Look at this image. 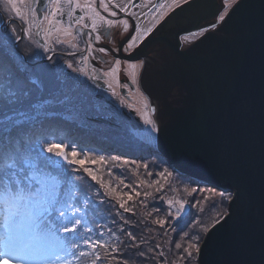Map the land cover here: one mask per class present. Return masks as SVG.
Listing matches in <instances>:
<instances>
[{"label":"snow or ice","instance_id":"snow-or-ice-1","mask_svg":"<svg viewBox=\"0 0 264 264\" xmlns=\"http://www.w3.org/2000/svg\"><path fill=\"white\" fill-rule=\"evenodd\" d=\"M18 0H3L6 13H10V23L22 21L20 35L16 27L5 25L10 30V41L19 42L27 38L37 49L44 53L56 54L59 46L63 54L72 57V60L64 61L68 69L74 73L83 75L89 80H99L101 77H111L118 81L119 73L123 70L129 73L131 83L137 85L138 69L143 68L144 61H133L113 59L108 65V71L97 68L94 61L99 54L111 55L110 45L115 43L112 37L113 32L119 30L122 37H126L122 44L123 51L131 53L143 43L156 25L169 14V10L179 8L182 5H189L192 0H20L21 4L26 3V12L17 6ZM123 3V6H122ZM245 0H223L222 11L217 14V22L200 28L197 32L189 33L190 36L198 37L217 29L226 19H230L236 10L242 8ZM150 5V6H149ZM147 7V12L139 13L138 10ZM258 21L250 27L251 33H258L261 42V83L259 91L260 110V160H259V201L253 192L251 183L255 178L257 169L254 163L250 164L251 174H246L235 158L234 150L230 147V140L226 132H221L220 142L224 147V157L231 169L228 176V183L217 182L215 186L200 187L196 181L195 186L184 185V192L193 198L195 206L201 205V200L196 196L202 195L205 203L211 201V208L217 207L219 203H227L232 212L227 209L217 212L208 223L195 221L199 227V234H191L184 231L180 237L181 242L174 244L179 250L176 261H170L165 255L161 244L155 243L149 247L150 239L144 234H134L133 230L137 225L134 219L143 206L145 218L156 217L146 220V230L151 233L153 230L147 227V223L158 225L161 229L168 224L169 218L179 222L186 213V209L193 205L186 199L167 198L166 213L159 216L160 209L153 208L147 211L148 205L145 199H164V196L157 194L166 193L172 189L171 179H176L177 172L168 167L159 172L149 171V163L137 165L145 170L147 177L156 178L149 182L147 179L138 180L133 184L126 183L125 178H117L115 186L112 180H105L103 176L97 175L91 165L115 164L122 159L121 156L97 155L95 151L86 152L83 146L77 147L76 142L65 143L64 137L57 138L43 131L41 128H25L24 124L35 119L25 113L24 120L16 119L14 113L7 109L11 105L22 103L31 92V85L42 88V82L34 79L29 74L26 59H20V67L7 68L4 75V84L0 90V260H10L15 264H136L137 261L151 260L153 264H200L207 246L206 237L218 225L232 219L233 212L247 209L255 210L260 217L261 241L259 250L250 264H264V0L259 5ZM158 13V15H157ZM122 14H126L123 15ZM154 17L151 27L141 28L140 15ZM34 30V31H33ZM38 36L39 39H33ZM107 43L98 46V42ZM83 45V47H81ZM64 46H67L65 49ZM9 55L18 59L21 52H13L11 47L7 48ZM121 51V46L114 49ZM40 55V53H36ZM49 62L41 68V72L54 70L56 62L52 55H48ZM74 62L80 67H74ZM2 66V61H0ZM130 70V72H129ZM99 73V75H97ZM251 79V77H250ZM128 88V84H123ZM108 88L116 95L111 84ZM232 94L234 103L228 109L230 118L232 111L254 116L257 107V98L253 89L249 86L247 91L240 87L233 86ZM143 95V93H141ZM69 98L65 96L64 100ZM146 109L141 115L143 123L150 126L155 133L161 131L160 124L155 118L156 107L148 103L144 97ZM64 101H61L63 103ZM41 108L44 105H40ZM54 116V113H48ZM89 166H86L85 162ZM129 164L128 160L119 167ZM78 172H85L93 181L104 189L101 193L98 189L97 196L110 197L116 216L122 222L117 235L111 228L103 227L109 233L107 239H103L105 232L99 231L96 238L91 234L93 228L89 227V219L84 212L85 205L90 201L85 196L81 201L80 186L76 181L82 177L76 175ZM108 176L113 173L109 169ZM161 180L164 183H161ZM129 189L128 192H120L121 187ZM140 185L151 188L153 191H137ZM135 197H143L139 200ZM130 202L134 206H130ZM103 203V201H101ZM201 212L203 207H199ZM125 213H131L132 218H125ZM112 223L115 225L116 220ZM127 226V227H126ZM175 231V228H172ZM166 236L167 233H161ZM171 245V241L168 242ZM171 251V247L169 248ZM158 258V259H157Z\"/></svg>","mask_w":264,"mask_h":264},{"label":"water","instance_id":"water-1","mask_svg":"<svg viewBox=\"0 0 264 264\" xmlns=\"http://www.w3.org/2000/svg\"><path fill=\"white\" fill-rule=\"evenodd\" d=\"M260 3L261 0H245L230 19L186 48L181 35L215 17L220 5L217 0H192L191 4L176 8L169 19L183 24L178 26L177 33L173 37H151L145 43L144 48L154 44L157 53L148 57L150 70L143 82L161 127L156 133V149L167 163L206 185L227 184L231 169L220 142L221 132H226L243 171L251 174L252 163L257 169L251 183L257 202L261 42L250 27L258 21ZM128 58L138 59L139 53ZM233 86L242 91L249 86L253 89L257 98L254 116L232 111L228 117V109L234 103ZM91 119L115 124L102 116ZM228 211L232 209L229 207ZM206 240L200 264H250L261 241L259 214L255 210H237L232 219L213 229Z\"/></svg>","mask_w":264,"mask_h":264},{"label":"trees","instance_id":"trees-1","mask_svg":"<svg viewBox=\"0 0 264 264\" xmlns=\"http://www.w3.org/2000/svg\"><path fill=\"white\" fill-rule=\"evenodd\" d=\"M2 47L3 45H0V49ZM0 56H1L0 61H2V66H0V87L3 88L4 75L6 69L9 67L15 69L20 67L21 65H20V58L18 60L12 58H5L4 54ZM27 67L29 69L28 64ZM29 70H30L29 74L34 79L41 80L42 85L45 86L46 88L45 89H43V87L37 88V86L31 85L32 90L29 96L25 100L26 101L30 100L33 103L35 102L36 105L34 106H40L41 104H46L47 106L39 110V112L36 113L37 115L35 116L30 115L29 117H34L35 119L25 123L24 127L25 128L42 127L43 131H45L46 133L50 134L53 137L66 138L65 143H68L69 141L76 142L77 147L83 146V149L86 152L95 151L97 155L103 154L105 156H121L122 159L120 161H116L114 165L109 164L108 166H104L97 164L91 166L96 171L97 175L103 176L106 181L112 180L114 182L113 186H115V183L117 182V178L120 176H123L125 178L126 183L133 184V186H135L138 180L147 179L149 182H151L153 179L156 178L155 176L147 177L145 174V170L142 167L137 172L136 166L132 165L131 163L132 161H135L137 165H141L142 163H149L150 165L149 171H152L153 173L159 172L163 168L168 167L171 170L177 172L176 179H171V180L185 181L187 183H190V186L193 185L192 181L194 180L199 184L200 187L204 185V182L192 178L188 175H185L177 171L172 165L168 164L166 158L156 149L155 143H148V144L144 143L137 145L120 143L115 138L113 140V137H109L99 133L102 130L96 125L102 126V124L100 123L98 124L94 121L93 122L88 121V123H83L82 120L83 116L81 117L80 120L78 119L79 121L77 119L71 118V114H76L77 117L80 116L81 110L72 108L71 102H68V104L70 105L66 106V111H63L62 109L65 108V105H63V103H55L51 101L52 100L51 97L55 98V96H53L51 93H56V91H52L53 89H51L53 86L52 84L54 83V81H56L58 86L64 87L65 78L64 77L62 78V76L59 74H50L47 72L42 73L40 70H38L36 67L33 66L32 69ZM10 107L7 110L11 113H14ZM67 107L69 108L67 109ZM68 112L69 114L65 115ZM45 113H54V116ZM81 135H83V137H81ZM140 141H142V139ZM125 159L129 161V164L126 165L125 167H119V165L124 163ZM85 164L86 166H89L87 161L85 162ZM132 167L135 170H133ZM109 169H111L113 173L112 176L107 175ZM76 175H80L82 177L80 181L74 182L79 184L80 186L79 189L80 200L83 201L84 197L86 196L90 201L85 205L84 212L87 214V217L89 219L88 226L93 228V232L91 234L86 233L85 235H91L93 238H96L99 231H104L105 235L103 239H107L109 233L103 227L104 225H106L107 228H111L112 231L116 232L117 235H121L117 231V228L122 222L119 220V217L116 216L115 209L113 207V205H115L116 202L112 200L111 203H109V201L111 200L110 197H106L104 195H100V196L95 195L98 189L100 190L101 193L104 192V189L100 188V186L96 183V181H93L91 177L87 175V173L78 172L76 173ZM118 191L128 192L129 189L124 188L121 185ZM137 191L143 193L144 191L151 192L153 191V189L146 188L144 185H140L137 188ZM164 194L165 193H161L157 195L164 196ZM132 195L136 200L143 198L142 196L135 197V193H132ZM151 200H152L151 197L145 199V204L148 205V208L146 209L147 211H151L153 208H158L160 209L159 216L161 214L166 213V209L168 206L165 201H162L161 199H153L158 201L155 202L154 204H151ZM101 201H103V203H101ZM188 201L193 206L188 208V211L181 219L182 221H186L187 223L185 228L188 227L189 224L192 226L193 222L199 216V214H197L199 207L195 206L194 200L193 201L188 200ZM224 204L226 209L228 210L229 205L226 202ZM130 206H134V205H132L130 202ZM144 211L145 209L143 208V206H139L137 215L135 218H133L137 226L135 228H129L128 230H133L134 234L137 233L144 234L147 238H149L150 239V243L148 245L149 247L154 246L155 243L161 244L163 250L165 251V255L169 258V260L176 261V257H177L176 251L172 248L171 251H169L170 247L166 245L167 237L161 235V233L169 232V229H167L166 226L163 229H161L158 225L147 223V227L153 230L151 233H148L145 227L146 220L154 219L157 214L153 213L152 217L145 218L143 215ZM125 218L126 219L132 218V214L125 213ZM113 219L116 220L115 225L112 223ZM177 234H180L181 237L183 232L177 231ZM121 239H124L122 235H121ZM136 264H153V262L151 260L137 261Z\"/></svg>","mask_w":264,"mask_h":264},{"label":"flooded vegetation","instance_id":"flooded-vegetation-1","mask_svg":"<svg viewBox=\"0 0 264 264\" xmlns=\"http://www.w3.org/2000/svg\"><path fill=\"white\" fill-rule=\"evenodd\" d=\"M217 1L220 5V8H219V12H220V11H222L223 0H217ZM137 2H139V0H137ZM153 2L155 3L156 0H153ZM170 2H171V0H169V3ZM17 6L21 7L26 12V9H27L26 3L21 4L20 0H18ZM122 6H123V3H122ZM3 9H4V3H3V0H0V37H1V43H2V41L4 43L6 42L5 43L6 46L11 47L14 53L15 52H21L22 55H21L20 59H24L25 57H27V64L29 66V69H32V66H33V67H36L38 70L41 71V68L43 66L49 64V62L46 60V57L48 55H52L53 60L56 62V67L54 70L48 71V73L65 75V77H64L65 79L70 78V79L76 81L80 85L81 84L88 85L89 89L94 92L96 98L100 99L101 102L105 103L104 106L107 108V111L109 112L108 114L104 113L101 116L111 119L112 121L115 122L116 125H118V123H120V121H119L120 120V114L116 112L114 107L108 106L110 104L116 105V104H113L111 97H116L120 100H126L129 103H132L134 100V105L138 102V99H139V101L142 102V105H144L145 104L144 97L146 96L148 98L147 102L151 104L149 97L147 96V94L144 91L143 82H144V80L148 79L146 73L150 70L149 64L147 62L148 57L157 53V50L154 49V44L144 48L147 40L151 37H158L161 35L173 37L177 33L178 26L181 27L183 25L181 22L176 24V21H170L169 16L171 15V13L176 8H174V10H169L168 16H166L159 24H157L155 29L153 30V32L149 36H147L144 39L143 43H141L139 45V47L137 49H135L134 51H132L131 53L124 52L123 48H122V44L125 42L126 37H122L119 30H116L113 32L112 37L108 38V39H114L115 40V43L110 45L111 55L99 54L97 56V58L94 61H92V63H94L97 68H102L104 72H107L108 71V65H110L112 63L114 58L125 60V61L131 59L134 62L138 61V60H143L144 61L143 68L138 69V73H139L138 81H139V83L137 85H133L131 83V77H130L129 73H126L123 70L119 73L118 81L116 79L111 78V77H108V78L101 77L99 80H89L87 77H85L83 75L74 73L71 69H68L66 64L64 63V61L72 60V57L63 54V51L59 46L57 47L56 54H53V53H44V52H42V50L37 49L35 47V45L33 43H31L27 38H25L19 42H16V43H12L10 41V36H11L10 30L6 29L5 25H9V28L12 26L16 27V29L18 30L20 35H23V32L21 31V26H22L23 22L22 21H16L14 24H11L10 19H9L11 14L4 12ZM138 12L139 13L147 12V7L139 9ZM123 15H126V14H122V16ZM157 15H158V13H157ZM153 22H154V17H152V16L146 17L142 14L140 15V26H141V28L151 27ZM216 22H217V15L211 19L203 21L197 29H193V31L182 34L180 39H181L183 48L188 47L191 43H193L195 40H197L200 37V36H198V37L190 36L189 33L197 32L200 28L207 27L208 25H210L212 23H216ZM33 39H39V37L34 36ZM106 43H107V40L105 42H98V46H104ZM117 46H121V51H119V52L114 51V49ZM7 47L1 48L2 51L6 52V53H4L5 56L10 57L12 59H17V57H15L13 55H9V53L7 51ZM81 47H83V45H81ZM64 48L66 49L67 46H64ZM36 53H40V55H37ZM136 53H139L138 59L128 58L129 56L135 55ZM156 57H157V55H156ZM156 66H159V64ZM74 67H80V65L78 63L74 62ZM150 67H151V65H150ZM129 72H130V70H129ZM66 75H68L69 77H67ZM97 75H99V73H97ZM108 84H111L113 86V88L115 89L116 95L112 94V91L108 88ZM123 84H128L129 87L123 88L122 87ZM141 93H143V95H141ZM140 102H138L139 108H141ZM139 108L130 107V109H128V110H126V109L123 110V114L126 117H128V119L135 118V120H139V117H140L139 111H138V110H140Z\"/></svg>","mask_w":264,"mask_h":264},{"label":"rangeland","instance_id":"rangeland-1","mask_svg":"<svg viewBox=\"0 0 264 264\" xmlns=\"http://www.w3.org/2000/svg\"><path fill=\"white\" fill-rule=\"evenodd\" d=\"M0 43H1V37H0ZM5 43L2 41L1 44H3V46L6 48L7 46ZM61 76H62V78L65 77V75H61ZM66 76L69 77L68 75H66ZM64 81H65L64 87L58 86L56 81H54V83L52 84L53 86L51 89H53L52 91H56V93H51L53 96H55V98L51 97V99H52L51 101H53L55 103H61V101H64L63 105H65V108L62 109L63 111H66V106L70 105V104H68V102H71L72 108L81 110L80 116L77 117L76 114H71V118L80 120L81 117L83 116L82 117L83 123H88V121L93 122V120L91 119L93 117L101 116L104 113L105 114L109 113L107 111V108L104 106L105 103L101 102L100 99L96 98L94 92L89 89L88 85H85V84L80 85L76 81H74L70 78L65 79ZM45 88L46 87L43 86V89H45ZM0 90H2V87H0ZM65 96H67L69 98L66 101L64 100ZM111 98H112L113 104H116L117 106L112 105V104H110L108 106L114 107L116 112L120 114V120H119L120 123H118V125H116V124L111 125V124H107V123L102 124V126L96 125L97 127H99L102 130V131L99 130V131H101L99 133L104 134V135L109 136V137H113V140L115 138L120 143H128V144H136V145L137 144H144V143H147V144L148 143H156V133L152 132L150 130V126H147L143 123V119H142L141 114L146 109L144 108V105H142V102H140L138 99V102L141 103V108H139L138 102L134 105V100L132 103H129L126 100H120L116 97H111ZM34 105H36L35 102L33 103L30 100H28V101L24 100L22 103H17V104L11 105L10 108L14 112L16 119L23 121L24 116L20 115L21 113H25V114H27V116H30V115L35 116V115H37L36 113L39 112V110H41L47 106L46 104H41V105H44V107L41 108L40 106H34ZM130 107H135V108L140 109V110H138L139 116H140L139 120H135V118L128 119V117H126L123 114V110H125V109L128 110V109H130ZM55 108H57V107H55ZM68 108L69 107H67V109ZM54 109H52V110H54ZM86 113H88V114H86ZM45 114H48V113H45ZM68 114H69V112L65 115H68ZM81 137H83V135H81ZM141 139L143 142L140 141ZM132 169H133V167H132ZM133 170H135V169H133ZM139 170H140V168H139ZM161 183H164V181H161ZM171 184H172V189L168 190L164 194V199H161L162 201H165L167 198H173V199H177V200L186 199V200H190V201L192 200L193 201V198L191 196H189L187 193H185L183 190L184 185L188 184L190 186V183H187L185 181L171 180ZM191 186H194V185H191ZM202 187H210V186L204 184V185H202ZM196 199L201 200V205L199 207L204 208L203 212H201L199 209L197 211V214H199L197 219H199L201 223L210 222V219L213 216H215V214L217 212H220V211H223L226 209L225 204L224 203L221 204V203H219V201H217V207L216 208H211L210 207L211 201H208L207 203H205L202 199V195L196 196ZM157 201L158 200L152 199L151 204H154ZM187 211H188V208L186 209V212ZM164 215L165 214H161L160 217H163ZM195 221L193 222L192 226L189 224V226L186 228H185V226L187 225V223H186V221H182V220H180L177 223V222L169 219L168 224L165 225L167 227V229H169V232H166L167 233V235H166L167 244L166 245L171 247L172 249H174L176 251L177 255L179 253V250L175 249L174 244L176 242H181V240H180V234L181 233L177 234V231L184 232V230H187L191 234H199V227L200 226L198 224H196ZM172 228H175V231H172ZM169 241H171V245L168 243ZM0 264H15V262L10 261V260H0Z\"/></svg>","mask_w":264,"mask_h":264},{"label":"bare ground","instance_id":"bare-ground-1","mask_svg":"<svg viewBox=\"0 0 264 264\" xmlns=\"http://www.w3.org/2000/svg\"><path fill=\"white\" fill-rule=\"evenodd\" d=\"M148 62V61H147ZM147 74V73H146ZM154 105L156 106L157 104H156V102L154 103Z\"/></svg>","mask_w":264,"mask_h":264}]
</instances>
